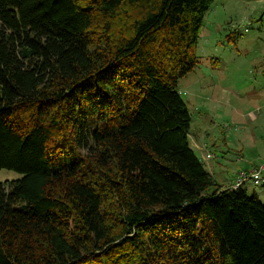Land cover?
<instances>
[{
  "label": "trees",
  "instance_id": "obj_1",
  "mask_svg": "<svg viewBox=\"0 0 264 264\" xmlns=\"http://www.w3.org/2000/svg\"><path fill=\"white\" fill-rule=\"evenodd\" d=\"M212 1L0 0V264H264L178 89Z\"/></svg>",
  "mask_w": 264,
  "mask_h": 264
},
{
  "label": "rangeland",
  "instance_id": "obj_2",
  "mask_svg": "<svg viewBox=\"0 0 264 264\" xmlns=\"http://www.w3.org/2000/svg\"><path fill=\"white\" fill-rule=\"evenodd\" d=\"M196 54L178 84L192 115L191 146L215 179L263 169L264 0H213ZM22 176L0 170V182ZM236 178L229 187L239 186ZM248 184L264 202V185Z\"/></svg>",
  "mask_w": 264,
  "mask_h": 264
},
{
  "label": "built area",
  "instance_id": "obj_3",
  "mask_svg": "<svg viewBox=\"0 0 264 264\" xmlns=\"http://www.w3.org/2000/svg\"><path fill=\"white\" fill-rule=\"evenodd\" d=\"M251 181L255 186L264 185V168L259 171H242L237 174L238 185Z\"/></svg>",
  "mask_w": 264,
  "mask_h": 264
},
{
  "label": "crops",
  "instance_id": "obj_4",
  "mask_svg": "<svg viewBox=\"0 0 264 264\" xmlns=\"http://www.w3.org/2000/svg\"><path fill=\"white\" fill-rule=\"evenodd\" d=\"M208 170H209V168H208ZM238 171L239 170H237L236 172H234L233 175H228V178L225 177V178H223V180H219L217 178V174H214V175H215V177H216V179H217L218 182L222 183L224 186H230V185H232L235 182V178H236V175H237V172ZM249 186H251V185H249L248 183H246V186L245 187L246 188H249Z\"/></svg>",
  "mask_w": 264,
  "mask_h": 264
},
{
  "label": "clouds",
  "instance_id": "obj_5",
  "mask_svg": "<svg viewBox=\"0 0 264 264\" xmlns=\"http://www.w3.org/2000/svg\"><path fill=\"white\" fill-rule=\"evenodd\" d=\"M246 183H248V182H246ZM246 183H245V184H246ZM245 184H242V186H244ZM238 187H239V186H238Z\"/></svg>",
  "mask_w": 264,
  "mask_h": 264
}]
</instances>
